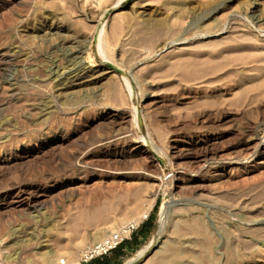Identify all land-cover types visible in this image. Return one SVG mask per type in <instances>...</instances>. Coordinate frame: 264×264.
<instances>
[{
	"label": "rangeland",
	"instance_id": "1",
	"mask_svg": "<svg viewBox=\"0 0 264 264\" xmlns=\"http://www.w3.org/2000/svg\"><path fill=\"white\" fill-rule=\"evenodd\" d=\"M4 1L0 0V48L6 54H4L6 57L3 56L0 59L1 157L10 156L19 149L34 148L36 145L39 146L43 140L50 139L56 150L46 154L44 158L15 165L8 171L0 173V199L6 197L13 203L7 208L0 209L1 224L5 225L4 222L8 221L11 228H18L20 227L19 224L29 227L33 225L34 220H37L36 218L44 214V216L42 215L43 218L45 217L44 219L50 218L49 220L58 223L57 227L49 233L50 242L47 248L55 253L56 258H60V261L64 260L66 264H159L160 248L164 249L165 246H171V243L176 241V243H180L179 246L185 248L190 241L198 240L196 236L194 238L193 235L187 236L185 234L188 225L191 224V217L193 218L196 214V216H200L198 213L201 212L203 215L201 217L206 220L209 228H212L210 229L213 231L212 233H215V236L218 234L216 237L219 238V241L215 245L218 248H215L216 250L213 252L214 256L218 254V257H215V263L228 264L227 259H229V252L232 250L225 249L224 245L227 238L223 235L230 233L231 238H233L232 236L236 238L237 235L242 236H239L238 241H236L237 238L232 239V242L237 243L234 245H239L238 247L241 248V251L238 247L235 249L243 254H240L241 259H243L240 260V263L264 264V167H260L262 169L257 168L249 179H244L241 176L239 167L235 168L234 180L239 181L240 179V182L237 183L233 180L234 184L232 185L235 186L237 183L236 188L227 185L228 188L225 187L227 189L224 188L225 191L222 189V191L217 190L215 192L211 188L193 194L186 183H181L178 190H173L177 175L198 172L196 163L192 164L193 160L188 156L195 149L197 142L205 137L226 136L221 142L222 146L227 149L225 152L227 157L225 155L223 159L219 160L220 163L222 162L221 164L223 161L226 162L231 159L232 155V157L242 158L241 160L244 162L242 166L254 165L259 159L251 156L252 153L249 152L251 146L245 147L244 144L250 142L264 143V87L263 84L259 85L262 83L264 75L255 74L257 73L255 69L254 72L251 71L248 74L246 69H248L250 62L246 63L247 60L243 56L246 57L250 50L253 52L255 49L254 54H251L252 52L249 54L263 53L258 56L264 55V22L260 24L258 20L253 22L252 15L256 9L262 10L264 8V0H250L249 5L251 6L245 0V2L240 0L243 3H239V0H215L216 2L224 1L225 7L223 6L215 14H211L208 21L207 19L202 20V14L197 9L207 0L204 2L203 0H189L193 6L197 7L191 8L190 11L186 9V11L181 12L182 14L177 9H172L173 4H175L174 1L177 2L178 0H23L25 2L19 1L18 4H16L18 1ZM199 1L203 3L201 4ZM171 5L173 6L171 7ZM207 9H203V11ZM104 10H106V14L102 16ZM135 12H144L143 15L140 14L141 21L150 16L151 19L162 18L164 23L161 27L154 23L149 26L143 21V23L139 22L138 18L130 19ZM52 16L62 18L61 20L65 24L63 26L70 29L68 33L64 30L60 31L61 34L60 32L57 33L56 35H60V39L55 34L50 37V34L44 33L42 30L45 22ZM218 18L221 31L215 35L203 36V31L209 28L207 26L211 25L213 28L214 23L218 22ZM205 22L210 25L205 24ZM193 24L198 27L203 25L204 29L201 27L203 30L197 31L196 28L198 27L194 28L195 25ZM204 25H207L206 28ZM230 27L233 30L229 29ZM70 32L73 35L77 34L88 38L89 42L86 51L81 55L82 59L74 66L71 65L73 68L69 66L68 69L88 66L102 69L106 73L107 80L101 89L103 91L98 89L97 92L96 90L93 91L94 93L91 92L92 96L88 93L85 97L65 103L61 96H57L60 91L49 87L51 84L46 79L47 74L45 76V73L50 67L58 64L59 60L63 63V57L67 50L60 49L61 51H59L56 49L55 53L54 42H57L56 39L58 41L63 40L64 33L65 38L66 35L70 37ZM195 33L196 37H192L191 34L194 35ZM100 34L101 36H99ZM235 35H238L237 38L239 39L242 38L239 41L243 43L238 42ZM241 35H245L247 39L243 40L244 36ZM53 36L56 41L52 40ZM253 37L254 40L257 38L254 42L252 41ZM99 38L102 39L100 42ZM229 38L232 39V42L235 38L237 41H234L232 45ZM235 44L241 48L245 44V47L243 46L246 49H243L244 52L239 48L244 54L239 52L240 50L234 46ZM214 46H216L217 51L214 50ZM228 46L230 49L234 46L232 51L227 49ZM206 47L210 49L207 50ZM212 47L216 51L214 56L211 53ZM222 47L225 49L221 50ZM201 48L207 52L208 59L212 57L213 62L216 59L217 61L221 60L220 63L218 61L220 65L222 63L220 68L216 66L219 65L217 61L214 62L216 64L214 66V63L207 59V55L204 56L206 52H203ZM199 49L204 55H200ZM209 53L211 54L209 55ZM225 55L229 57L233 55L232 58L227 56L228 60L233 63L242 55L243 58L235 61V63L245 60L244 66L243 63L235 64L236 69L234 64L229 62V65L227 60L224 61V58L227 59L224 57ZM221 56L224 58L221 59ZM193 57H201L197 60L201 63V68H199L200 64L198 63V67L192 68V72L186 68L189 66V60L186 59L190 58L192 61ZM202 58H206L210 62L206 61L205 63ZM213 58L215 59L213 60ZM182 62L187 65L181 67L186 70L185 73L188 70L193 75L194 71L197 73L196 69H199L198 72L201 75L198 73L199 75L192 76L190 73L188 75V72L187 74L183 73L180 68L183 66ZM210 63L213 66L209 65ZM223 63H226L224 66L228 72L225 68L220 70L224 67ZM50 64L54 65L51 66ZM202 64H207V73L206 70L203 71L206 69V65L203 66ZM261 64L264 65L262 62ZM261 64L256 62L254 67H261ZM230 66H233L235 70ZM231 69L234 71L232 72ZM238 71L242 75L239 76ZM243 72H245L244 75ZM261 77L263 78L260 79ZM252 80H256L257 86L254 82L256 87L253 86ZM259 80L261 83L258 82ZM9 84L13 85L14 89L5 91L4 85L6 89L10 86ZM232 85L235 86L232 87ZM93 94H98V96ZM45 108H50V111H46ZM34 110L39 112L36 113L37 111ZM110 114H116L117 119L111 122L108 119ZM119 134L126 136V140L128 139L129 142L125 140L124 144H126H122L117 150L123 154L119 159L120 162L119 160L116 162L109 160L110 163L99 164V162L92 161L81 163L79 159H76L78 157L73 160L68 159L70 154H78L77 156H79L87 152L88 149V152H91L102 140L106 142ZM173 141H177V143ZM138 147L149 152L147 154L138 153L135 150ZM247 150L248 152H246ZM186 151L188 153H185ZM110 153L113 154V150ZM177 154L182 155V158L178 157ZM225 158L226 160H224ZM189 167H192L191 171ZM101 168L106 169L105 171H115V173L118 171L124 175L134 173L135 176L124 180L115 178L107 180V182L104 181L103 186L109 187L108 189L114 192L112 191L111 194V191L108 190V195L105 192L106 188L102 193L103 197L99 198V202L94 201L90 204L93 202V197L91 199V194L89 195L87 190L90 185L92 187L94 182L90 180V176ZM208 170L205 169L202 174L206 175L207 173L210 176L212 170ZM117 187L123 188L117 191ZM84 203L88 204L85 205ZM168 203L170 204L168 205ZM35 204L37 205L35 206ZM89 204L95 206L94 211L91 212L92 208ZM83 205H89L88 209L87 207L83 208ZM163 205L169 206L165 217L166 227L163 237L156 243L155 238L160 222L159 214ZM38 213L39 216H37ZM30 214L36 218L31 219ZM233 214L235 218L232 217ZM240 215L247 216V218L242 219ZM250 215L253 217L251 218ZM28 216L30 219L27 218ZM234 219L236 220L234 221ZM246 219L247 221H245ZM248 220H251V224ZM1 224L0 233L5 228ZM186 224L188 225L186 226ZM125 226H128V234L123 235V242L117 249L92 262H81L82 255L94 242ZM176 227L181 232V238L186 237V239L178 238L180 234H178ZM233 227L235 229L239 227L237 234L234 232L233 235V232H230L234 231ZM257 228L262 231L257 230ZM214 229H217L218 233ZM246 229L251 230L250 233ZM243 230L247 234L243 233ZM36 235L43 237V233H36ZM251 235L255 239H253V245L255 243L257 245L249 249L247 248V240L249 239L248 236ZM241 240L246 241L241 244ZM10 241L5 240V249H8H4V251L5 256L10 254L12 260L4 261L3 264H31V260L34 259L33 255L35 258H39L36 251H40L38 249L39 247L41 249V244L36 243L37 245L34 244L33 247L31 244L27 247L24 246L25 248L19 245V250L18 246L16 249L13 246L11 248L13 241ZM41 241L39 242L41 243ZM181 242L183 244L186 242V244L183 245ZM243 244H246V248ZM148 246L149 250L145 256L138 259L139 252ZM35 248L38 249L35 250ZM246 249L250 252L253 249L251 256L249 253V255L247 254ZM224 251L225 254L228 252L226 261H224L226 258ZM13 252L15 253L13 254ZM180 258V260L175 259L178 263L172 260L173 262L167 264L192 263L186 254ZM38 264L53 263L40 260Z\"/></svg>",
	"mask_w": 264,
	"mask_h": 264
},
{
	"label": "bare ground",
	"instance_id": "2",
	"mask_svg": "<svg viewBox=\"0 0 264 264\" xmlns=\"http://www.w3.org/2000/svg\"><path fill=\"white\" fill-rule=\"evenodd\" d=\"M5 1H7V0H5ZM4 1V2H5ZM10 1H18L16 4H18L19 3V1L20 2H22L23 0H10ZM202 1V0H201ZM206 1V0H205ZM241 1H244V0H241ZM246 1V3L248 2V5H249V1L250 0H245ZM244 1V2H245ZM23 2H25V1H23ZM22 2V3H23ZM200 2V1H199ZM203 2H204V0H203ZM203 2H200L201 4L203 3ZM236 2V1H235ZM239 3H243V2H240V0L238 1ZM252 2V1H251ZM257 2V1H256ZM14 3V2H13ZM12 3V4H13ZM174 3L175 4H173V5H171V7H172V9H177V11H179L180 12V14H182L181 12L182 11H186V9H189L188 11H190V10H192L191 8H196L197 6H193L192 4H191V2L189 1V0H178L177 2H175L174 1ZM237 3V2H236ZM10 4V3H9ZM172 4V3H171ZM201 4H199V5H201ZM192 5V6H191ZM225 5V2L223 1V2H216L215 0H213V1H211V0H207V2H204L201 6H200V8L199 7H197V9L200 11V14H202V20H206L207 19V21H208V18L210 17V15L211 14H215L219 9H222V7ZM239 5H241V4H239ZM245 6V5H244ZM249 6H251V5H249ZM205 7V8H204ZM225 7V6H224ZM240 7V6H239ZM208 8V9H207ZM197 9H195L196 11H197ZM203 9H207L206 11H203ZM247 9H248V7H247ZM194 10V11H195ZM198 12V11H197ZM143 13L144 12H135V13H133L131 16L132 17H130V19H133V18H138L139 20H140V14L141 15H143ZM183 13H185V12H183ZM189 13V12H188ZM196 13V12H195ZM199 13V12H198ZM106 14V10H104V12L102 13V16L103 15H105ZM191 14H192V12H191ZM253 22H255V20H258V23L260 24L261 22H264V8L261 10V9H256L254 12H253ZM199 16V15H198ZM178 17H180V16H178ZM144 18V17H143ZM142 18V19H143ZM212 18V17H211ZM210 18V19H211ZM62 18H59V17H57V16H52V17H50V19L49 20H47L46 22H45V24H44V28L42 29L43 30V32L44 33H47V34H50L51 36L50 37H52V34H57V33H59L60 31H63L64 30V32H66V33H68L69 32V27L67 28L66 26H63V25H65V24H63V21L61 20ZM216 18H215V16H214V20H215ZM99 20H100V18H99ZM99 20H96L97 22L99 21ZM202 20H198V21H202ZM143 22H145L144 24H147V25H151V24H157V25H159L160 27H161V25H163V23H164V19H162V18H153V19H151V17L149 16L148 18H145V19H143L142 20ZM141 20L139 21V22H141V23H143ZM217 21V20H216ZM197 22V21H196ZM203 22V21H202ZM192 23H194V22H192ZM191 23V24H192ZM212 23H214V21H212ZM220 22H219V18H218V22L216 23H214V27L212 28L211 27V25L208 23H206L205 22V24H207V25H210V26H207V25H204L205 26V28H206V26L207 27H209L208 29L206 28V30H204L203 31V36H209V35H215V34H217V33H219L220 31H221V29H220ZM222 23V22H221ZM225 23V22H224ZM99 24V23H98ZM196 24V23H195ZM195 24H193V25H195ZM198 24H199V22H198ZM263 24V23H262ZM146 25V26H147ZM156 25V26H157ZM176 25H177V23L175 24V27H176ZM201 25V24H200ZM224 25H226V23L224 24ZM234 25H235V23H234ZM256 25V24H255ZM203 26V25H202ZM201 26V27H202ZM232 26V25H231ZM167 27V26H166ZM196 27H198L197 25H195V27L194 28H196ZM201 27H198V28H196L197 29V31H201V30H203L204 29V27H202L203 29H201ZM225 27V26H224ZM235 27V26H234ZM237 27V26H236ZM235 27V28H236ZM168 28V27H167ZM233 28V27H232ZM234 28V29H235ZM238 28V27H237ZM99 29H100V27H99ZM223 29V28H222ZM228 29V28H227ZM229 29H231V27L229 28ZM37 30H39V29H37ZM231 30H233V29H231ZM236 31H238V30H236ZM101 32V31H100ZM187 32V31H186ZM229 32V31H228ZM191 33V32H190ZM189 33V34H190ZM60 34H61V32H60ZM70 34H71V32H70ZM198 34V33H197ZM200 34V33H199ZM231 34V33H230ZM45 35V34H44ZM196 35V33L194 34V35H192L191 34V36L192 37H194ZM221 35V34H220ZM57 36V35H56ZM56 36H55V38H56ZM64 39L63 40H59L58 41V39H56L57 40V42L55 43L54 42V48H55V50H54V52L56 53V49H59V51H61L62 49H66L67 50V52H66V54L64 55V57H63V63L60 61V63H59V61H58V64H56V65H54V64H50L51 66H53L54 65V67H50L49 68V70H47L46 71V73H45V76H46V74H47V78L46 79H48L49 81H50V83L49 84H51V86H49V84H47L49 87H52L53 89H56V91H60V93L58 94L57 93V96H61L62 98H63V102H65V103H68L69 101H71L72 102V100L74 101V99H77V98H80V97H85V95L86 94H88V93H90V96H92L91 94V92H95V90H96V92H97V90L98 89H103V87H104V84H105V81L107 80V78H106V73L102 70V69H95V68H93V67H80V68H75V69H68L69 68V66H71V65H75L80 59H82L81 58V55L83 54V52H85L86 51V48H87V45H88V42H89V39L88 38H85V37H82V36H80V35H77V34H75V35H73V34H71V36L70 37H68L67 35H66V38H65V33H64ZM63 36H62V38H63ZM99 36H101V34L99 35ZM236 36V35H235ZM244 39L243 40H245V35H241ZM58 38L60 37V35L59 36H57ZM68 37V38H67ZM196 37V36H195ZM234 36H232V38H233ZM238 37V35L236 36V38ZM240 37V36H239ZM61 38V39H62ZM187 38V37H186ZM235 38V42L237 41V39H238V42H240L241 40L240 39H242V38H237L236 39ZM248 38H249V36H248ZM51 39V38H50ZM60 39V38H59ZM100 39L101 38H99V42H100ZM230 39V41L232 40L231 38H229ZM234 39V38H233ZM247 39V38H246ZM257 38H255V40H256ZM52 40H54V36H53V39ZM56 40H54V41H56ZM65 40H67V41H65ZM102 40V39H101ZM178 40H180L179 38H178ZM181 40H183L182 38H181ZM187 40H190V39H187ZM240 40V41H239ZM242 40V41H243ZM252 40V39H251ZM250 40V41H251ZM254 40V37H253V42L255 41ZM234 41L232 42V45H233V43H234ZM247 41H249V40H247ZM230 42V43H231ZM246 42V41H245ZM244 42V43H245ZM252 42V43H253ZM257 42V41H256ZM228 42H226V44H227ZM229 43V46L231 45ZM240 43H243V42H240ZM240 43H238L239 45H241ZM247 43V42H246ZM220 44V43H219ZM224 43H222V46H224L223 45ZM237 44V43H236ZM236 44L234 45V46H236ZM237 44V45H238ZM254 44H256V43H254ZM1 45V44H0ZM214 45V44H213ZM218 45V44H217ZM228 45V44H227ZM245 45V44H244ZM243 45V46H244ZM252 45V44H251ZM228 46V47H229ZM234 46H232V48L234 47ZM243 46H242V48L241 47H238V46H236V47H238V49L239 48H241L242 49V51H243V49H245V48H243ZM249 46V45H248ZM53 47V46H52ZM216 46H214V48H215ZM221 47V46H220ZM227 47V49H230V47L228 48ZM245 47V46H244ZM252 47V46H251ZM257 47H258V45H257ZM223 48L224 47H222V48H220L221 50H223ZM232 48L230 49L231 51H232ZM248 48V47H247ZM250 48V47H249ZM253 48H254V46H253ZM258 48H260V47H258ZM61 49V50H60ZM202 49V51H203V48H201ZM206 49L208 50V49H210V48H207L206 47ZM218 49V48H217ZM225 49V48H224ZM226 49V50H227ZM251 49V48H250ZM5 50V49H4ZM51 50H53V49H51ZM65 50V51H66ZM200 50V49H199ZM198 50V51H199ZM205 50V49H204ZM212 50H213V47H212ZM214 50H216V48L214 49ZM212 51L211 53H212V56H214L215 55V52L217 51ZM236 51H237V48L235 49ZM240 50V49H239ZM246 50V49H245ZM253 50V49H252ZM256 50V49H255ZM255 50H253V52H255ZM3 50H2V48H0V59L3 57V56H5L6 54L5 53H3L2 52ZM210 51V50H209ZM248 51V50H247ZM54 52H52V53H54ZM64 52V51H63ZM196 52V51H195ZM203 52H206V51H203ZM240 53H242V54H244L243 52H241V50L239 51ZM239 52H238V54H239ZM250 53L252 52L251 50L249 51ZM249 52H248V55L247 54H245V55H247L246 57L245 56H243L244 57V59L245 60H247L246 61V63H249L250 62V65L253 63V62H255V63H253L254 65L256 64V62H260V64H261V62L262 63H264V55H262V56H258V55H261V54H263V53H258V55H250L249 54ZM251 53V54H254V53ZM7 53V52H6ZM61 53V52H60ZM60 53H58V54H60ZM194 53V52H193ZM197 53V52H196ZM200 55H204V54H201L202 52H201V50H200ZM211 53H209V55L211 54ZM5 54V55H4ZM8 54V53H7ZM192 54V53H191ZM198 54V53H197ZM216 54H219V53H216ZM257 54V53H256ZM206 55H207V52H206V54L204 55L205 57H206ZM220 55H221V53H220ZM229 55H230V53H229ZM237 55V54H236ZM56 56V55H55ZM190 56V55H189ZM192 56V55H191ZM197 56V55H196ZM195 56V57H196ZM198 56H199V54H198ZM223 56V55H222ZM221 56V59H223L224 57H227L226 55L224 56V57H222ZM235 56V55H234ZM6 57V56H5ZM24 57V56H23ZM195 57H193L194 59H196V60H194L193 58V60L191 61L190 60V58H188V59H186V60H189V66H187L186 64V68L188 69H190L192 72H193V70H192V68H197L198 67V63L200 64L199 66V68H201V63L200 62H198L197 60H198V58H200L201 59V57H203V56H201V57H198V58H195ZM208 55H207V59H208ZM216 57V56H215ZM220 57V56H219ZM229 57V56H228ZM228 57H227V59H225L224 58V61L225 60H227L228 61V64H229V60H228ZM233 57V55H231V57H229V58H232ZM236 57V56H235ZM234 57V58H235ZM240 57V56H239ZM242 57V55H241V57L240 58H238V60L239 59H241V58H243ZM60 58V57H59ZM211 59H208V60H210V61H212V57H210ZM5 59V58H4ZM56 59H57V57H56ZM202 59H204L203 61L206 63V61H207V59L206 58H202ZM215 58H213V60H214ZM53 60V59H52ZM238 60H235V61H238ZM245 60H243L242 62H241V60H240V63H243L242 65L244 66V64H245ZM4 61H6V60H4ZM200 61V60H199ZM210 61H207L208 63L210 62ZM216 61H217V59L216 60H214V62L216 63ZM219 61V60H218ZM218 61H217V64H219L220 63V61H219V63H218ZM224 61H222V62H224ZM232 61H234V60H232ZM235 61H234V63L233 62H230V63H232V65L237 69V67L235 66V64H239L240 65V63H235ZM1 62H2V60H1ZM81 62V61H80ZM186 62V61H185ZM188 62V61H187ZM202 62V61H201ZM213 62V61H212ZM213 62V63H214ZM52 63V62H51ZM183 63V62H182ZM181 63V64H182ZM214 63V66L216 65ZM83 64V63H82ZM180 65V64H179ZM183 66H180V68L181 67H185V65H184V63L182 64ZM203 66L204 65H206V69H203V71H205L206 70V73H207V64H202ZM209 65H212V63H210ZM221 65H222V63H221ZM220 64L219 65H216L217 67L219 66V68H220V66H221ZM224 65H226V63L224 64L223 63V66ZM230 65V64H229ZM241 65V66H242ZM249 65V67H248V64H247V67H248V69H246L247 71V73L248 72H251V71H253L254 69H255V71L257 70V73H255V74H257V75H260V74H262V75H264V65H262L261 67H254V65L252 66H250ZM4 66V65H3ZM195 66H197V67H195ZM202 66V67H203ZM213 66V65H212ZM231 67V68H233L234 69V67ZM2 67V66H1ZM72 67V66H71ZM70 67V68H71ZM228 67V66H227ZM3 68V67H2ZM2 68H1V70H2ZM73 68V67H72ZM185 68V69H186ZM210 68V67H209ZM223 68H225V66L224 67H222V69H220L221 71L222 70H224ZM229 68V67H228ZM242 68V67H241ZM68 69V70H67ZM182 69V68H181ZM181 69H179V70H181ZM216 69V68H215ZM218 69V68H217ZM240 69V68H239ZM243 69H245L244 67H243ZM243 69H241V70H243ZM67 70V71H66ZM183 70V69H182ZM181 70V71H182ZM211 70V69H210ZM209 70V71H210ZM225 70L227 71V69L225 68ZM235 70V69H234ZM233 70V71H234ZM185 71L186 70H183V73H185ZM196 71H197V73H195V71H194V73H193V75H196V74H198L199 72V69L197 70L196 69ZM201 71H202V69H201ZM200 71V72H201ZM217 71V70H216ZM218 71H219V69H218ZM229 71H230V69H229ZM231 71H232V69H231ZM232 71V72H233ZM244 71V70H243ZM187 72H188V75H189V73L191 74V72L190 71H188L187 70ZM187 72L185 73V74H187ZM211 72H212V70H211ZM213 72H215L214 71V69H213ZM228 72V71H227ZM236 72V71H235ZM254 72V71H253ZM182 73V72H181ZM209 73V72H208ZM231 73V72H230ZM237 73V72H236ZM236 73H235V76H236ZM238 73H239V76L240 75H242V73L240 74V71H238ZM244 73L245 72H243V75H244ZM246 73V74H247ZM200 74V73H199ZM198 74V75H199ZM203 74V73H202ZM249 74V73H248ZM252 74V73H251ZM250 74V75H251ZM192 75V74H191ZM190 75V76H191ZM192 75V76H193ZM201 75V74H200ZM205 75V74H204ZM204 75H202V76H204ZM197 76V75H196ZM242 77H244V76H242ZM251 77H253L252 75H251ZM250 77V78H251ZM264 77V76H263ZM263 77H261L260 79H262ZM239 78V77H238ZM244 78H246V77H244ZM243 78V79H244ZM248 79H249V77H247ZM254 78V77H253ZM255 78H257V76H255ZM235 80V79H234ZM234 80H233V82H234ZM240 80V79H239ZM257 80V79H256ZM255 80V81H256ZM245 81H246V79H245ZM253 81V82H252ZM251 82L253 83V86H255V81L254 80H252ZM233 82L231 81V83L233 84ZM240 82H242V80H240ZM255 82V83H254ZM259 83H261L260 82V80L258 81ZM264 78H263V81H262V83L261 84H259V85H262L263 84V87H264ZM10 83V82H9ZM11 83H13L12 81H11ZM10 83V84H11ZM230 83V82H229ZM9 84V85H10ZM14 84H16V86H17V83L14 81ZM238 84V83H237ZM236 84V85H237ZM228 85H231V84H228ZM227 85V87H229ZM233 86H235V85H232V87ZM256 86H257V83H256ZM255 86V87H256ZM5 85H4V90L5 91H11L12 89H14L13 88V85H10L9 87H7L6 89H5ZM15 87V86H14ZM231 87V86H230ZM16 88V87H15ZM52 89V90H53ZM3 91V90H2ZM4 91V92H5ZM101 91H103V90H101ZM100 91V92H101ZM82 92V96L80 95V93ZM93 92V93H94ZM99 92V91H98ZM11 93V92H10ZM55 94V93H54ZM100 94V93H99ZM56 95V94H55ZM93 95H95V96H98V94L96 95V94H93ZM88 96V95H87ZM55 97V96H54ZM57 98H59V97H57ZM89 98H92V97H89ZM96 98V97H95ZM62 100V99H61ZM78 100V99H77ZM92 100H94L93 98H92ZM90 101H91V99H90ZM62 102V103H63ZM70 102V103H71ZM65 103H63L64 105H65ZM46 104H48V103H46ZM50 104V103H49ZM48 104V105H49ZM44 105V104H43ZM51 105V104H50ZM46 107V106H45ZM51 107V106H50ZM38 108V107H37ZM36 108V109H37ZM39 109V108H38ZM42 109H43V107H42ZM41 109V110H42ZM45 109H47V108H45ZM50 109V108H49ZM49 109H47L46 111H48ZM53 109V108H52ZM51 109V110H52ZM40 110V111H41ZM35 111V110H34ZM37 111V110H36ZM35 111V112H36ZM50 111V110H49ZM39 111H37L36 113H38ZM112 112V111H111ZM47 113V112H46ZM115 113V112H114ZM122 113V112H121ZM40 114H41V112H40ZM48 114V113H47ZM51 114H52V111H51ZM44 115H46V114H44ZM107 115V114H106ZM120 115V114H119ZM127 115H129V114H127ZM34 116H35V114H34ZM43 116V115H42ZM41 116V117H42ZM49 116V115H48ZM123 116V115H122ZM130 116V115H129ZM47 117V116H46ZM108 117V116H107ZM124 117V116H123ZM130 118V117H129ZM44 119H46V118H44ZM108 119H110L111 120V122L112 121H114L115 119H117V115L116 114H113V115H111L110 114V116H109V118ZM119 119H121V118H119ZM117 121V120H116ZM125 121V120H124ZM123 121V122H124ZM127 121H128V119H127ZM120 122V121H119ZM118 123V122H117ZM127 123V122H126ZM7 124V123H6ZM6 124H4V125H6ZM114 124H115V122H114ZM120 124H121V122H120ZM2 126H3V124H2ZM3 127H5V126H3ZM3 127H1L2 129H3ZM126 134V133H125ZM218 136V135H217ZM217 136H210V137H205V138H203L202 140H199L198 142H197V144H196V146H195V149H193V152L191 151L190 153H189V156L188 157H190V159H192L193 160V162H192V164L193 163H196V166H197V169H198V172H196V173H193V172H191V174H185V173H180L179 175H177L176 176V178H175V181H176V183H175V185H174V187H173V190H178L179 188H180V184L181 183H186L190 188V190H191V192L193 193V194H198V193H200V192H203V191H207L208 189H211L212 188V190H214L215 192L217 191V190H219V191H222V189H223V191H225L224 190V188L225 187H227L228 188V186L230 185L231 187L233 186V187H235V186H237L236 184L237 183H239L240 182V179H239V181H237V179H235L234 180V177H233V172H235L234 171V169L235 168H237V167H239L240 169H241V176L244 178V179H249V178H251L252 176H253V174L256 172V169L257 168H260V167H264V143L263 142H258V143H253V142H250V143H248V144H244V146L245 147H250L251 146V148L249 149L250 151L249 152H251L252 153V155L251 156H253L254 158H259L256 162H255V164L253 165H249V166H242L243 164H244V162H243V160H241V159H239V157L238 156H235V157H232L231 156V159H229V160H227L226 162H224L223 161V164H221L220 162H219V160H221V158L223 159L224 157H225V155H226V151H227V149L225 148V147H223L222 146V139L224 138V137H226L225 135L224 136H219V137H217ZM129 137V136H128ZM111 138V137H110ZM198 139V138H197ZM201 139V138H200ZM51 140V139H50ZM50 140H46V141H44L43 140V142H41L40 143V145L39 146H35L34 148H29V149H26V150H21V149H19V150H17L16 152H14L13 154H10V156H7V157H4V158H2L1 157V154H0V173L1 172H6V170L8 171L10 168H13L15 165L17 166L18 164H23V163H26V162H28V161H36V160H38V159H40V158H44L45 156H46V154H48V153H51L53 150H56V148H54L55 146H53V144L51 143V141ZM126 140V136H124L123 134H119V135H117V136H114L113 138H111V139H109L108 141H103L102 140V142H99L94 148H93V150H91V152H88V150H87V152H84V153H82L81 155H79V156H77V155H75V154H70L69 156H68V159L70 158V160L72 159H74L75 157H78V158H76V159H79V162H81V163H85V162H90V161H92V162H99V164L100 163H103V162H108L109 160L110 161H112V160H114L115 162L116 161H118L122 156H123V154L121 153V152H117V150L122 146V144H124V141ZM128 140V139H127ZM126 140V141H127ZM175 140V139H174ZM125 141V142H126ZM178 141V140H177ZM177 141H173L174 143H177ZM128 142V141H127ZM129 143V142H128ZM180 143V142H179ZM253 143V144H252ZM126 144V143H125ZM124 144V145H125ZM57 145V144H56ZM123 145V146H124ZM172 145V144H171ZM176 145V144H175ZM137 146H139V145H137ZM173 146V145H172ZM236 146H238V145H236ZM132 147V146H131ZM180 147V146H179ZM133 148V147H132ZM132 148L130 149V151L132 150ZM174 148H175V146H174ZM181 148V147H180ZM240 148V147H239ZM244 148V147H243ZM25 149V148H24ZM92 149V148H91ZM122 149V148H121ZM235 149V148H234ZM248 149V148H247ZM113 150V154H111L110 153V151H112ZM135 150H136V152H138V153H144V154H147L149 151H147V150H145V149H141V148H135ZM181 150V149H180ZM179 150V151H180ZM183 150V149H182ZM246 150V149H245ZM252 150V151H251ZM178 151V150H177ZM178 151V152H179ZM173 152V151H172ZM176 152V151H175ZM181 152V151H180ZM246 152H248V150L246 151ZM174 153V152H173ZM185 153H188L187 151L185 152ZM51 155V154H50ZM131 155V154H130ZM149 155V154H148ZM175 155V154H174ZM178 155V154H177ZM237 155V154H236ZM239 155V154H238ZM185 156V155H184ZM186 156V157H187ZM224 156V157H223ZM148 157V156H147ZM151 157V156H150ZM172 157H174V156H172ZM178 157H181L182 158V155H178ZM226 157H227V155H226ZM152 158V157H151ZM229 158V157H228ZM227 158V159H228ZM123 159V158H122ZM174 159V158H173ZM243 159H245V158H243ZM178 160V159H177ZM191 160V161H192ZM224 160H226V158L224 159ZM113 161V162H114ZM114 162V163H115ZM119 162H120V160H119ZM119 162H117V163H119ZM183 162V161H182ZM29 163V162H28ZM108 163H110V162H108ZM112 163V162H111ZM181 163V162H180ZM179 163V164H180ZM183 163H185V161L183 162ZM190 163V162H189ZM113 164V163H112ZM187 164V163H186ZM191 164V163H190ZM202 164V165H201ZM247 164V163H246ZM192 167H193V165H192ZM192 167H189V170L191 171V168ZM194 168H195V164H194ZM208 170V169H210V170H212L211 172H212V174H210V176H208L207 175V171L205 172L206 173V175H204V174H202L203 172H204V170ZM260 169H262V168H260ZM106 170V169H105ZM105 170H103L102 168L101 169H99V170H96L91 176H90V180H93L92 182H93V184H92V187H91V185L89 186V188H88V193H89V195L91 194V199H92V197H93V202H91L90 204H92V203H94V201H96V202H99L98 200H99V198L102 196V193H103V191L107 188V187H105V185L103 186V182L104 181H106L107 182V180H110V179H115V178H118V179H127V178H130V177H133L134 178V176H135V174L133 173H131V174H129V175H124V174H122V173H118V171L115 173V171L114 172H112V171H105ZM183 170H184V168H183ZM187 170V169H186ZM190 171H188V172H190ZM209 171V170H208ZM240 171V170H239ZM209 173V172H208ZM237 173V172H236ZM239 173V172H238ZM237 173V174H238ZM128 174V173H127ZM175 174V173H174ZM240 174V173H239ZM137 175V174H136ZM146 176V175H145ZM240 176V175H239ZM241 177V178H242ZM141 178V177H140ZM158 178V177H157ZM142 179V178H141ZM151 180V179H150ZM154 180H156L155 178H154ZM237 181V183L235 184V186L234 185H232V184H234L233 182L234 181ZM120 181H122V180H120ZM157 181L159 182V180L157 179ZM233 181V182H232ZM241 181H243V180H241ZM105 182V183H106ZM159 184V183H158ZM185 184V185H186ZM183 185V184H182ZM228 185V186H227ZM157 186V185H156ZM159 186V185H158ZM188 186H186V187H188ZM90 187H91V189H90ZM120 187V186H119ZM123 187H124V185H123ZM123 187H121V189L123 188ZM184 187V186H183ZM182 187V188H183ZM230 187V188H231ZM43 188V187H42ZM109 188V187H108ZM106 189L105 190V192L107 193H109V191L108 190H110V189ZM230 188H229V190H230ZM236 188V187H235ZM37 189V188H36ZM90 189V190H89ZM118 189H120V188H116V190L117 191H119ZM120 189V190H121ZM172 189V188H171ZM226 189V188H225ZM234 189V188H233ZM115 190V189H114ZM227 190V189H226ZM232 190V189H231ZM81 191V190H80ZM111 191V190H110ZM113 191V190H112ZM110 192L111 194L114 192ZM213 191V192H214ZM83 192V191H82ZM85 192H86V190H85ZM168 192H169V190H168ZM228 192V191H227ZM44 193V192H43ZM87 193V192H86ZM107 193V194H108ZM170 193V192H169ZM219 193H221V192H219ZM219 193H215V194H219ZM18 194V193H17ZM40 194V193H39ZM82 194H84V193H82ZM81 194V195H82ZM214 194V193H213ZM109 195V194H108ZM229 195V194H228ZM228 195H226V196H228ZM19 196V195H18ZM103 197V196H102ZM101 197V198H102ZM170 197V196H169ZM172 198V197H171ZM225 198H227V197H225ZM236 198V197H235ZM90 199V200H91ZM234 199V198H233ZM170 199L168 198V201H169ZM11 200H7L6 199V197L3 199H0V209H3V208H7V207H9V206H11V205H13V203H11L10 202ZM23 201V200H22ZM40 201V200H39ZM171 201H173L172 199H171ZM171 201H170V203H171ZM86 202V201H85ZM88 202H90V201H88ZM19 203H21V202H19ZM36 203V202H35ZM39 203H41V201L39 202ZM170 203H168V205L170 204ZM85 204V203H84ZM86 204H88V203H86ZM85 204V205H86ZM89 204V205H90ZM98 204V203H97ZM167 204V203H166ZM33 205V204H32ZM37 204H35V206H36ZM88 205V206H89ZM95 205V204H94ZM84 206V205H83ZM88 206H84L83 208H85V207H87V209H88ZM91 206V205H90ZM202 206V205H201ZM17 207V206H16ZM33 208H34V205L32 206ZM95 207V206H94ZM93 207V205L91 206V212H92V210L94 211V208ZM168 207L169 206H165V205H163V207H162V209H161V212H160V214H159V217H160V222H159V226H158V229H157V233H156V238H155V242L157 243V241H159L162 237H163V234H164V231H165V227H166V222H165V217H166V214L168 213V211H167V209H168ZM10 208H12V207H10ZM32 208V209H33ZM9 209V208H8ZM6 210V209H5ZM19 210V209H18ZM21 210V209H20ZM23 210H25V208H23ZM23 210H21L22 212H23ZM40 210V209H39ZM90 210V209H89ZM28 211V210H27ZM31 211V210H30ZM35 211V210H34ZM83 211H84V209H83ZM39 212V211H38ZM41 212V211H40ZM43 212V211H42ZM87 212H88V210H87ZM196 212V211H195ZM28 213H30V212H28ZM28 213H26L27 215H28ZM46 213V212H45ZM32 214V213H31ZM29 215L30 216V218L31 219H35L36 217H32V215ZM85 215H86V213H84ZM88 214V213H87ZM89 214H91V213H89ZM198 214H200V216L198 215V216H196V215H194V217L192 218L191 217V224H186V226L188 225L189 227H188V230H187V232H186V234L185 235H187V236H189V235H193V237L195 238V236L197 237V241H195V239H194V241L192 240V242L190 241V243H188L186 246H185V248H183V247H181V246H179L180 245V243L178 242V243H176V242H173V243H171V241H170V243L172 244L171 246H168V247H166L165 246V248H164V246H162L164 249H162V248H160L161 249V251H160V254L158 255V257H159V264H167V263H169V262H171L172 260H175V259H179L181 256H183V255H188V257H189V259H190V261H192V263L191 264H218V262H216L215 263V257L218 255L217 254V252H216V256H214L213 255V252H215L214 250H216L215 248H218L217 246L215 247V245H216V243H218V239H217V235L215 236L212 232V230H210V229H212V228H209V225H207V223H206V220L204 219V218H202L203 217V215L201 214V212L200 213H198ZM250 214V213H249ZM248 214V215H249ZM34 215V214H33ZM43 216H44V214H42ZM42 215H41V217H42ZM201 215H202V217H201ZM245 215V214H244ZM247 215V214H246ZM29 216L27 217V218H29ZM37 216H39V213L37 214ZM239 216V215H238ZM251 216V218L253 217L252 215H250ZM40 217V216H39ZM36 218L37 220H34V222H33V225H31V226H25V225H18V226H20V227H18V228H16V227H14V228H11V226L9 227V224H10V222H8V221H6V222H4L5 223V225H4V227L5 228H3V230H2V228H1V230H2V233H0V235H1V237H0V264H3L4 263V261H10V260H12V257L10 256V254H9V256H8V254H7V256H5V251H4V249L6 248L5 247V245H4V242H5V240L7 239V240H11V241H13V243H12V245L10 246L11 248H12V246L13 247H15V249L17 248V246H18V248H19V250H20V247H19V245L20 246H25V247H27L28 245H31L32 244V247H33V245L34 244H36V243H39V244H41V249H40V247H39V249L38 250H40L39 252L38 251H36V253L39 255V258H35L34 257V255H33V258L34 259H32L31 260V264H38L39 263V261L40 260H42V261H47L48 263H53V264H60L61 263V261H60V258H56L55 257V253H53L51 250H48V244H49V242H50V234L49 233H51L50 231H53L56 227H57V222H54L53 220H49V219H44L43 217H42V219H41V217L40 218ZM206 217V216H205ZM231 217V216H230ZM232 217H234V214H233V216ZM240 217L242 218V219H245V218H247V216H241L240 215ZM27 218H25V219H27ZM29 218V219H30ZM207 218V217H206ZM224 218V217H223ZM225 218H226V216H225ZM235 218V217H234ZM237 218V217H236ZM241 218H239L238 217V219H241ZM248 218H249V216H248ZM250 218V219H251ZM44 219V220H43ZM229 219H231V218H229ZM233 219V218H232ZM236 219H234V221H235ZM251 220H253V219H251ZM251 220H248L249 222L251 221ZM261 220H263V219H261ZM260 220V221H261ZM28 221H30V220H28ZM33 221V220H32ZM245 221H247V219L245 220ZM244 221V222H245ZM259 221V222H260ZM25 222V221H24ZM23 222V223H24ZM27 222V221H26ZM189 222V221H188ZM231 222V221H230ZM243 222V223H244ZM27 223H29V222H27ZM27 223H26V225H27ZM32 223V222H31ZM132 223V222H131ZM232 223V222H231ZM246 223V222H245ZM248 223V222H247ZM262 223V222H261ZM263 223H264V220H263ZM0 224H1V221H0ZM22 224V223H21ZM209 224V223H208ZM236 224H237V222H236ZM250 224H251V222H250ZM253 224V223H252ZM258 224V223H257ZM2 225V224H1ZM2 225V226H3ZM242 224H240V227H242L241 226ZM259 225H260V223H259ZM264 225V224H263ZM185 226V227H186ZM248 226V225H247ZM250 226V225H249ZM252 226V225H251ZM211 227V226H210ZM232 227V226H231ZM231 227H230V230H231ZM244 227H246V226H244ZM234 228V227H233ZM233 228H232V230H233ZM239 228V227H238ZM237 228V229H238ZM128 226H125V227H123V228H121V229H118V230H116V232L115 233H119V234H121L122 236L124 235V234H128ZM186 229V228H185ZM223 229L225 230V228L223 227ZM222 229V230H223ZM237 229H235L234 228V231H230V232H233V235H234V232L236 233L237 232ZM252 229V228H251ZM262 229V228H261ZM176 230H177V232H178V234H180L179 236L180 237H178L177 236V234H176V236L178 237V238H181V232H179L178 230H179V228H177L176 227ZM215 230V229H214ZM218 230H220V229H218ZM246 230H248V229H246ZM256 229H254V231H255ZM257 230H259V228H257ZM257 230L255 231V232H257ZM180 231H181V229H180ZM183 231V230H182ZM185 231V230H184ZM216 232H217V229L215 230ZM227 231H228V229H227ZM251 231V230H250ZM250 231L248 230V232L250 233ZM253 231V232H254ZM259 231H262V230H259ZM264 231V230H263ZM43 233V237L41 238V237H39L38 235H36V233L37 234H39V233ZM176 232V231H175ZM220 232V231H219ZM245 231L243 230V233H244ZM254 232V233H255ZM113 233V232H112ZM184 233V232H183ZM183 233H182V236H183ZM218 233V232H217ZM224 233H226V232H224ZM223 233V234H224ZM241 233V232H240ZM246 233V232H245ZM261 233V232H260ZM237 234V233H236ZM247 234V233H246ZM258 234V233H257ZM254 235V234H253ZM253 235H251V236H248V245H247V248H251L252 246H255V245H257L255 242V245H253ZM42 236V235H41ZM223 236H225L227 239L225 240L226 241V243H225V249H227L228 251H231V252H229L230 253V255L228 256L229 257V259H227V257H226V254L228 253H226L225 254V251L223 252L224 254H225V260L224 261H226V259L228 260V264H242V262L240 263V260H243V259H241V257H240V254L241 255H243L242 253H240V252H238V251H236L235 249H236V247H238L239 245H234L235 243L234 242H232L234 239L233 238H235L234 236H232L233 238H231L230 237V233H226V235H223ZM222 236V237H223ZM239 236H241V235H237V240L236 241H238L239 239ZM244 236H245V234H244ZM247 236V235H246ZM254 236H256V235H254ZM176 237V238H177ZM191 237V236H190ZM219 237V236H218ZM224 237V238H225ZM242 237V236H241ZM240 237V238H241ZM177 238V239H178ZM183 238V237H182ZM181 238V239H182ZM223 238V239H224ZM235 238V239H236ZM257 238V237H256ZM41 239H42V241H41ZM183 239H186V237H184ZM182 239V240H183ZM188 239V238H187ZM190 239H192V237L190 238ZM233 239V240H232ZM102 240V239H101ZM101 240H98V241H96V242H94V244L93 245H95V244H97V243H99ZM246 240H241V241H243V242H241L240 241V243L242 244V243H244ZM255 240V239H254ZM10 241V242H11ZM39 241H41V243L39 242ZM179 241V240H178ZM188 241V240H187ZM223 241V240H222ZM224 241V242H225ZM256 241H258V240H256ZM182 242H184V241H182ZM181 242V244H183ZM221 242V241H220ZM151 244V243H150ZM186 244V242L183 244V245H185ZM221 244V243H220ZM237 244V243H236ZM247 244V243H246ZM245 244V245H246ZM37 245V244H36ZM35 245V246H36ZM182 245V246H183ZM244 245V244H243ZM244 245V246H245ZM249 246V247H248ZM10 247H9V249H10ZM22 247V248H23ZM24 247V248H25ZM91 247V246H90ZM241 247V246H240ZM21 248V249H22ZM222 248V247H221ZM220 248V249H221ZM239 248V247H238ZM245 248H246V246H245ZM8 249V248H7ZM7 249H5V250H7ZM36 248H35V250H37ZM230 249V250H229ZM241 248H239V251H241L240 250ZM12 250V249H11ZM148 250H149V246L147 247V248H145L144 250H142L141 252H139L140 254H138L139 256H138V259H140V258H142L143 256H145V254L148 252ZM222 250V249H221ZM221 250H220V253H221ZM247 250V249H246ZM252 250V252H250V251H248L247 252V254L249 253L250 254V256H251V253H253V249H251ZM9 251V250H8ZM15 252H13V254H14ZM16 253H17V251H16ZM35 253V254H36ZM219 253V254H220ZM18 254H20V253H18ZM248 254V255H249ZM220 255H223V254H220ZM224 256V255H223ZM54 257V258H53ZM218 257V256H217ZM243 257V256H242ZM253 257V256H252ZM245 258H246V256H245ZM244 258V259H245ZM247 258H251V257H247ZM181 259V258H180ZM179 259V260H180ZM52 260V261H51ZM248 260V259H247ZM49 261H51V262H49ZM62 261H64V260H62ZM176 261V260H175ZM189 261V260H188ZM218 261V260H217ZM223 261V262H224ZM173 262V261H172ZM177 263H178V261H176ZM175 262V263H176ZM248 262V261H247ZM182 263H184V262H182ZM220 263V262H219ZM249 263V262H248ZM129 264V263H128ZM185 264V263H184ZM187 264V263H186ZM188 264H190V262H188Z\"/></svg>",
	"mask_w": 264,
	"mask_h": 264
},
{
	"label": "built area",
	"instance_id": "3",
	"mask_svg": "<svg viewBox=\"0 0 264 264\" xmlns=\"http://www.w3.org/2000/svg\"><path fill=\"white\" fill-rule=\"evenodd\" d=\"M123 242V236L119 233H110L104 237L99 243L89 247L82 255L81 262L89 263L98 258L109 255L112 251L117 249ZM60 264H66L61 261Z\"/></svg>",
	"mask_w": 264,
	"mask_h": 264
}]
</instances>
